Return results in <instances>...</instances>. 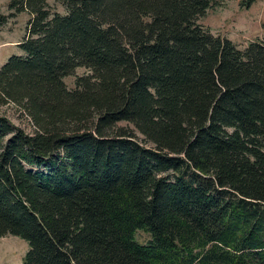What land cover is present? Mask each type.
Wrapping results in <instances>:
<instances>
[{
    "label": "trees",
    "instance_id": "1",
    "mask_svg": "<svg viewBox=\"0 0 264 264\" xmlns=\"http://www.w3.org/2000/svg\"><path fill=\"white\" fill-rule=\"evenodd\" d=\"M59 2L8 0L0 107L35 130L0 113V237L23 264H264V37L198 23L215 0Z\"/></svg>",
    "mask_w": 264,
    "mask_h": 264
},
{
    "label": "rangeland",
    "instance_id": "2",
    "mask_svg": "<svg viewBox=\"0 0 264 264\" xmlns=\"http://www.w3.org/2000/svg\"><path fill=\"white\" fill-rule=\"evenodd\" d=\"M53 11L64 12L59 0H47ZM242 0H215L214 5L206 14L198 19L205 28L213 34H219L232 40L239 48L244 49L252 40L264 37V0H256L251 6L245 7ZM0 11L8 15L5 24L0 25V67L13 54H20L18 44L26 36L27 25L31 15L27 11L10 15L13 11L8 8V0H0ZM85 67H78L73 75L65 78L68 88L75 87L78 76L89 74ZM0 113L10 122L27 133L35 130L31 118L15 104L0 107ZM119 126H133L121 122ZM139 140L143 136L136 131ZM140 243H148L151 235L139 230L135 235ZM28 243L12 234L0 237V264H23L28 250Z\"/></svg>",
    "mask_w": 264,
    "mask_h": 264
}]
</instances>
